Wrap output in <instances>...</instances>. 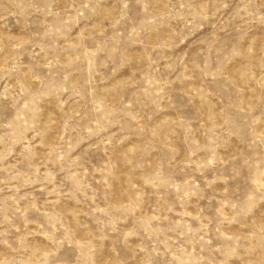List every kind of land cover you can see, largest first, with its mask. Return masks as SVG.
<instances>
[{
  "label": "rangeland",
  "instance_id": "374dc122",
  "mask_svg": "<svg viewBox=\"0 0 264 264\" xmlns=\"http://www.w3.org/2000/svg\"><path fill=\"white\" fill-rule=\"evenodd\" d=\"M0 264H264V0H0Z\"/></svg>",
  "mask_w": 264,
  "mask_h": 264
}]
</instances>
